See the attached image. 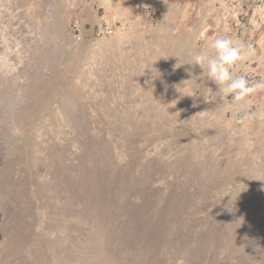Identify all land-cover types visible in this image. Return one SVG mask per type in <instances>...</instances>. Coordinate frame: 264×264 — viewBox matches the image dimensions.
I'll return each mask as SVG.
<instances>
[{
	"label": "rangeland",
	"instance_id": "rangeland-1",
	"mask_svg": "<svg viewBox=\"0 0 264 264\" xmlns=\"http://www.w3.org/2000/svg\"><path fill=\"white\" fill-rule=\"evenodd\" d=\"M225 36L264 79V0H0V264H264V91L185 64Z\"/></svg>",
	"mask_w": 264,
	"mask_h": 264
},
{
	"label": "clouds",
	"instance_id": "clouds-1",
	"mask_svg": "<svg viewBox=\"0 0 264 264\" xmlns=\"http://www.w3.org/2000/svg\"><path fill=\"white\" fill-rule=\"evenodd\" d=\"M209 47L211 51L201 50L185 63L192 65L193 68L199 66L202 70L199 76H193L192 79L206 77L218 86L217 93L221 100L231 97L236 104L246 102L254 94L264 91V79L250 81L244 74L238 76L233 74L239 63L249 59L250 49L244 45H235L227 36L215 38ZM186 71L192 75L191 69Z\"/></svg>",
	"mask_w": 264,
	"mask_h": 264
},
{
	"label": "built area",
	"instance_id": "built-area-1",
	"mask_svg": "<svg viewBox=\"0 0 264 264\" xmlns=\"http://www.w3.org/2000/svg\"><path fill=\"white\" fill-rule=\"evenodd\" d=\"M109 31H112V29L110 28V29H108Z\"/></svg>",
	"mask_w": 264,
	"mask_h": 264
},
{
	"label": "bare ground",
	"instance_id": "bare-ground-1",
	"mask_svg": "<svg viewBox=\"0 0 264 264\" xmlns=\"http://www.w3.org/2000/svg\"><path fill=\"white\" fill-rule=\"evenodd\" d=\"M153 231V230H152ZM151 234H152V232H151ZM150 240V239H149Z\"/></svg>",
	"mask_w": 264,
	"mask_h": 264
}]
</instances>
